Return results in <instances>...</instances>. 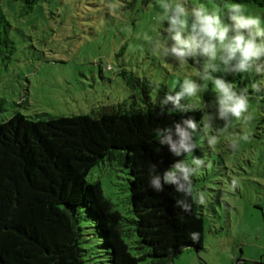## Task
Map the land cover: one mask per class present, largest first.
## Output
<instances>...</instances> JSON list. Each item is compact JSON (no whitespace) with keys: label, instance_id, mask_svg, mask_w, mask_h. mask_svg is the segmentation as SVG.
I'll return each mask as SVG.
<instances>
[{"label":"rangeland","instance_id":"1","mask_svg":"<svg viewBox=\"0 0 264 264\" xmlns=\"http://www.w3.org/2000/svg\"><path fill=\"white\" fill-rule=\"evenodd\" d=\"M187 3L189 7H219L224 22L231 23L226 4L213 0ZM158 5L159 0H41L30 13L22 14L20 2L0 0L15 44L9 59L0 58V99L4 106L0 121L15 112L32 119L35 114L99 116L118 110L121 104L125 108L136 106L118 75L120 69L173 94L185 78L202 83L198 70L203 58H189L179 67L172 58L153 50L157 39L162 45L169 43L164 37L167 22L156 21ZM245 6L250 14L261 17L264 26V10ZM214 75L223 76L237 91L245 87L255 91L252 84L264 79L254 71ZM256 96L250 98L252 121L245 125L233 120L215 146L207 143V137L216 134L215 128L223 127L224 122L216 119L211 129L201 122L195 134L198 154L188 155L185 161L190 163L192 155L205 160L206 166L192 177L193 201L203 220L202 246L198 253L184 249L173 255L170 264H264V88ZM215 101L216 94L208 82L205 91L181 103L214 114ZM244 134L250 137L248 142L239 139ZM236 141L238 146L233 150L231 145ZM127 179L122 153L117 150L86 177L89 183L98 182L113 209L130 219ZM234 180L237 184L233 188ZM201 192L204 203L198 198ZM86 223L82 221L84 226ZM91 233L85 230L87 241L82 246L105 251L95 246L98 240ZM133 240L131 236L127 243ZM100 255L93 261L106 259L105 254Z\"/></svg>","mask_w":264,"mask_h":264},{"label":"trees","instance_id":"2","mask_svg":"<svg viewBox=\"0 0 264 264\" xmlns=\"http://www.w3.org/2000/svg\"><path fill=\"white\" fill-rule=\"evenodd\" d=\"M12 1L20 2L27 14L41 0ZM213 1L264 10V0ZM12 29L0 7L2 59L15 51ZM118 75L136 106L121 104L99 116L35 114L32 119L15 112L0 121V264H170L184 249L201 250L203 220L192 195L171 185L157 192L150 180L153 164L163 172L190 155H172L160 145L155 129L171 128L186 118L202 122L204 112L170 110L171 104L163 108L161 100L173 93L126 69ZM249 93L250 98L259 95ZM113 150L122 153L128 175L130 219L113 209L98 182L86 180ZM193 154H198L197 142ZM180 200L190 209L178 206ZM89 229L98 240L95 246L105 251L82 246ZM131 236L134 240L127 243ZM100 253L106 259L93 261Z\"/></svg>","mask_w":264,"mask_h":264},{"label":"clouds","instance_id":"3","mask_svg":"<svg viewBox=\"0 0 264 264\" xmlns=\"http://www.w3.org/2000/svg\"><path fill=\"white\" fill-rule=\"evenodd\" d=\"M160 12L156 16L158 23L167 22L164 36L169 43L162 45L157 39L153 50L160 52L165 57L172 58L179 67L187 64L189 58H203L202 69L198 70L200 82L185 78L180 84L179 91L175 94H166L161 100L164 107L171 104L172 109L188 112L190 104L181 101L196 97L201 91L207 89L211 82L216 94L215 113H206L202 117L203 126L211 129L214 121H223V127H217L216 134L207 137V143L215 146L219 136L226 132L233 120L249 124L253 115L249 112L250 96L247 87L236 90L233 83L223 76L214 75L218 72L248 73L254 71L264 76V26L259 16L250 14L243 4L230 3L224 7L228 10L230 24L222 19L219 7L209 9L203 4L189 7L187 0H159ZM151 39V37H146ZM252 89L259 92L264 88V79L252 84ZM162 108V109H163ZM201 122L197 123L192 118H186L175 123L171 128H156L161 146H167L168 151L181 157L193 154L196 148L195 134L200 130ZM240 140L248 142L250 137L244 134ZM238 141L231 147L235 150ZM205 160L192 155L191 162L177 160L163 172L157 166H151L150 186L157 192L164 190L165 185L174 186L176 191L185 196L193 193V175L204 168ZM237 181L232 182L234 188ZM200 203L205 202V194L198 193ZM178 206L185 210L190 209L186 200L177 201ZM197 234L193 233L195 237Z\"/></svg>","mask_w":264,"mask_h":264},{"label":"water","instance_id":"4","mask_svg":"<svg viewBox=\"0 0 264 264\" xmlns=\"http://www.w3.org/2000/svg\"><path fill=\"white\" fill-rule=\"evenodd\" d=\"M190 249L194 250L195 253H198V250L196 248L190 247ZM171 260H172V258H171Z\"/></svg>","mask_w":264,"mask_h":264}]
</instances>
